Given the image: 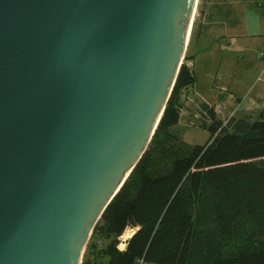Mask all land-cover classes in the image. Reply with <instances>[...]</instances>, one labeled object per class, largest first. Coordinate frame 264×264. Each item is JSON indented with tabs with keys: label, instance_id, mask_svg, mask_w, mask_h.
Returning a JSON list of instances; mask_svg holds the SVG:
<instances>
[{
	"label": "water",
	"instance_id": "95a60500",
	"mask_svg": "<svg viewBox=\"0 0 264 264\" xmlns=\"http://www.w3.org/2000/svg\"><path fill=\"white\" fill-rule=\"evenodd\" d=\"M199 0H0V264H82L145 154Z\"/></svg>",
	"mask_w": 264,
	"mask_h": 264
},
{
	"label": "trees",
	"instance_id": "16d2710c",
	"mask_svg": "<svg viewBox=\"0 0 264 264\" xmlns=\"http://www.w3.org/2000/svg\"><path fill=\"white\" fill-rule=\"evenodd\" d=\"M188 60L185 54L158 128L96 225L82 264H264V113L220 121L200 105L197 128L208 140L186 143L177 125L182 93L196 82ZM126 229L133 234L118 250Z\"/></svg>",
	"mask_w": 264,
	"mask_h": 264
},
{
	"label": "crops",
	"instance_id": "0c3cea01",
	"mask_svg": "<svg viewBox=\"0 0 264 264\" xmlns=\"http://www.w3.org/2000/svg\"><path fill=\"white\" fill-rule=\"evenodd\" d=\"M186 57L196 79L188 93L199 105L213 108L220 121L258 119L264 113V0H199ZM194 112L180 113L183 140Z\"/></svg>",
	"mask_w": 264,
	"mask_h": 264
},
{
	"label": "rangeland",
	"instance_id": "374dc122",
	"mask_svg": "<svg viewBox=\"0 0 264 264\" xmlns=\"http://www.w3.org/2000/svg\"><path fill=\"white\" fill-rule=\"evenodd\" d=\"M184 140L189 145H192V146H202V145H204L207 142V140H208V134H207L206 131H204L202 129L192 128V129H188V130L185 131ZM130 234H133V231L131 229H127V231H125V233L123 234V236H128ZM122 237L119 239V244L125 245ZM92 241H96V240L94 239ZM97 245L99 247V246H101V243L98 242ZM87 246H88V244H87ZM84 253H85L84 255H87L86 249H85V252ZM83 259L84 258H82V262H83Z\"/></svg>",
	"mask_w": 264,
	"mask_h": 264
},
{
	"label": "built area",
	"instance_id": "2783aa9c",
	"mask_svg": "<svg viewBox=\"0 0 264 264\" xmlns=\"http://www.w3.org/2000/svg\"><path fill=\"white\" fill-rule=\"evenodd\" d=\"M182 104H183V109H194L195 112L192 115L191 119H189L188 123H187V127L188 128H197L200 123L202 122V113L200 110H202L200 108V105L197 103V101H195V99L193 97H191L189 95L188 92H183L182 93ZM204 116L206 115L205 113H203ZM206 118V116H205Z\"/></svg>",
	"mask_w": 264,
	"mask_h": 264
},
{
	"label": "clouds",
	"instance_id": "9594fccd",
	"mask_svg": "<svg viewBox=\"0 0 264 264\" xmlns=\"http://www.w3.org/2000/svg\"><path fill=\"white\" fill-rule=\"evenodd\" d=\"M126 231H127V229H126ZM129 238H130L129 236H123L122 237V239H125V240L129 239ZM117 247H118V250H122L124 248V245L123 244H119Z\"/></svg>",
	"mask_w": 264,
	"mask_h": 264
},
{
	"label": "bare ground",
	"instance_id": "6f19581e",
	"mask_svg": "<svg viewBox=\"0 0 264 264\" xmlns=\"http://www.w3.org/2000/svg\"><path fill=\"white\" fill-rule=\"evenodd\" d=\"M128 236H129V237H131V236H132V234H130V235H128ZM127 240H128V239H126V240H125V239H123L124 243H125ZM124 248H125V245H124ZM124 248H123V249H124ZM123 249H122V250H123Z\"/></svg>",
	"mask_w": 264,
	"mask_h": 264
}]
</instances>
